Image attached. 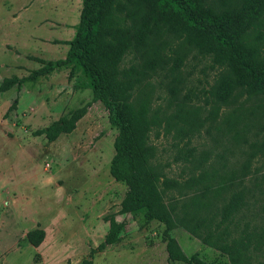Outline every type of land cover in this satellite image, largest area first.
<instances>
[{
    "label": "rangeland",
    "instance_id": "1",
    "mask_svg": "<svg viewBox=\"0 0 264 264\" xmlns=\"http://www.w3.org/2000/svg\"><path fill=\"white\" fill-rule=\"evenodd\" d=\"M81 9L82 0H0V26L13 30L16 38L8 48L16 55L9 53L15 63L3 71L4 79L26 78L42 66L37 58L45 62L64 59ZM8 36L11 41L12 34ZM30 36H40L36 38L40 42L29 40ZM178 46L177 40L165 46L169 64L175 56L173 50H181ZM178 54L183 61L179 75L165 78L164 73L156 74L151 80V115L157 116L158 123L149 133V142L156 148L155 165L167 177L183 183L191 173H207L209 182L202 181L212 187L202 201L215 203L231 190L229 180L240 173L249 147L264 143V121L260 119L264 104L245 99L211 118L209 90L216 69L195 52L182 50ZM129 63L128 58L125 65ZM81 80L79 72L70 76L68 67L14 85L9 89V101L15 100L16 105L20 97V104L10 112L6 109L8 90L0 92V264H185L169 259L163 224L141 214H118L127 186L109 174L117 131L104 106L92 101L90 89L76 88ZM84 105L86 113L71 133L51 143L44 136L32 135ZM180 108L183 114L198 118V132L179 134L182 122L177 123L173 116ZM189 148L195 149L198 159L203 157L201 168L175 161ZM10 168L16 178L25 179V193L20 188L13 193L1 187ZM248 171L247 178L253 179L256 172L258 178L264 175V151L253 159ZM80 213L89 218L79 221L76 214ZM109 215L123 224L119 242L95 251L108 233L109 223L104 218ZM35 229L45 232L36 249L26 240V234ZM170 236L188 259L196 256L206 263L227 264L219 253L180 226L174 227Z\"/></svg>",
    "mask_w": 264,
    "mask_h": 264
},
{
    "label": "trees",
    "instance_id": "2",
    "mask_svg": "<svg viewBox=\"0 0 264 264\" xmlns=\"http://www.w3.org/2000/svg\"><path fill=\"white\" fill-rule=\"evenodd\" d=\"M173 40L179 42L180 51L195 52L216 69L209 90L211 118L245 99L264 104V0H82L66 57L47 62L37 58L40 68L23 79H4L0 92L34 82L57 69L69 67L70 76L79 72L82 80L76 88L90 89L92 101L104 106L110 125L117 131L109 174L127 186L118 214H141L148 221L163 224L170 260L215 264L182 254L170 236V231L180 226L219 253L227 264H264V175L258 178L256 172L253 179L247 178L253 159L263 155L264 143L249 147L240 173L229 180L231 190L215 203L202 201L212 187L202 181L209 182L207 173H191L182 183L155 165L156 148L149 142V133L158 122L157 116L151 115V80L156 74L164 73L165 78L180 74V51L173 50L170 64L164 52ZM128 58L130 63L125 65ZM15 106L12 104L8 112ZM86 110L87 105L73 109L32 135L54 142L71 133ZM173 118L182 122L179 134H193L201 128L198 118L183 114L181 108ZM260 119L264 121V112ZM165 123L170 126L169 121ZM165 131H169L167 127ZM200 158L189 148L175 161L201 168L204 159ZM104 220L109 223L108 233L95 251L118 243L123 229L115 215ZM44 237L42 229L26 234L32 247H38Z\"/></svg>",
    "mask_w": 264,
    "mask_h": 264
},
{
    "label": "crops",
    "instance_id": "3",
    "mask_svg": "<svg viewBox=\"0 0 264 264\" xmlns=\"http://www.w3.org/2000/svg\"><path fill=\"white\" fill-rule=\"evenodd\" d=\"M7 17H9V16H7ZM12 29V28H11ZM9 30H6V28H5V26H0V83L4 80V78H5V76H4V74H3V71L5 70V71H8V65H10V64H14L15 62H14V59H12V58H9V53H12L13 55H14V58L16 57V55H15V53L14 52H11L10 51V49H8L9 48V45L10 44H12V43H15L16 42V38H15V34H14V32H13V30H11V31H9ZM12 34V37H13V39L10 41V39H9V36H8V34ZM37 37H40V36H36V37H33V36H30V38H29V40H31V41H39V40H36V38ZM18 41V40H17ZM25 41V43H27V40H24ZM24 41H22V42H20V43H23V44H25L24 43ZM30 42V41H29ZM28 42V43H29ZM40 42V41H39ZM8 68V69H7ZM9 91L10 90H8V94L6 93V97H8L9 99L6 101V109H7V111H8V109L10 108V106H12V104H14V102H15V100L12 102V103H10V96H9ZM25 93H30L29 91H26ZM19 100H20V97L18 98V100H17V104H16V108L18 109L19 108ZM35 109V111L37 110L36 109V107L35 108H33V110ZM27 121H30V118H28V120ZM45 127V126H44ZM10 173L11 174H7V176H6V182L4 183V184H2L1 185V187H5V190L7 191V192H15L17 189H19L20 188V192L21 193H25V191L26 190H28V188H27V186L25 185V183H24V181L23 180H25L24 178H20V179H18V178H16L13 174V171H12V168H10ZM22 187V188H21ZM89 208L87 207L86 208V211L85 212H88L89 210H88ZM76 216H77V218L79 219V221L81 220V221H84V219L85 220H87L86 218H89V216L88 215H86V216H84V215H82L81 213H80V215L79 214H76ZM34 248V247H33ZM34 249H36V248H34ZM16 251H18L19 249H15ZM10 264H16V263H14V262H12V261H10Z\"/></svg>",
    "mask_w": 264,
    "mask_h": 264
},
{
    "label": "built area",
    "instance_id": "4",
    "mask_svg": "<svg viewBox=\"0 0 264 264\" xmlns=\"http://www.w3.org/2000/svg\"><path fill=\"white\" fill-rule=\"evenodd\" d=\"M46 167H49V165H48V164H46Z\"/></svg>",
    "mask_w": 264,
    "mask_h": 264
}]
</instances>
